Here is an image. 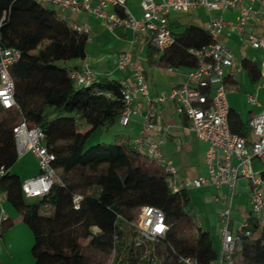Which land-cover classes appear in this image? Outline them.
<instances>
[{
	"label": "trees",
	"instance_id": "obj_1",
	"mask_svg": "<svg viewBox=\"0 0 264 264\" xmlns=\"http://www.w3.org/2000/svg\"><path fill=\"white\" fill-rule=\"evenodd\" d=\"M2 13L6 18L0 27V48L14 47L20 57L10 68L16 106H0V192L32 234L33 264H104L115 235L125 242L131 239L133 229L126 222L134 220L142 205L160 208L170 224L156 246L163 249L162 264H179L178 255L212 264L217 253L210 235L192 222L186 188L172 192L160 166L127 141L86 145L98 127L119 122L125 107L118 81L94 78L78 87L67 69L55 66L84 59L88 34L72 29L55 10L35 0H0ZM171 31L175 42L159 55L157 65L193 68L196 59L187 50L209 44L208 33L194 25ZM147 46L152 64L156 51L149 39ZM241 66L251 83L260 81L255 62L244 59ZM227 120L231 133L249 137L248 123L238 113L229 109ZM21 122L40 127L46 147L55 155L52 166L58 181L40 198L26 199L21 177L11 171L18 160L13 127ZM75 194L82 196L77 209L72 203ZM248 221L250 234H239L234 264H264V227ZM11 225L5 220L0 236ZM124 253V259L133 255L130 264H139L140 250L129 247Z\"/></svg>",
	"mask_w": 264,
	"mask_h": 264
},
{
	"label": "built area",
	"instance_id": "obj_2",
	"mask_svg": "<svg viewBox=\"0 0 264 264\" xmlns=\"http://www.w3.org/2000/svg\"><path fill=\"white\" fill-rule=\"evenodd\" d=\"M41 6L55 10L57 16L79 33H88V27L68 17L86 14L100 20L107 30L118 27L127 28L134 33V39L144 34L158 54L170 48L175 37L169 27L171 13H190L199 6L214 13L202 28L208 33L210 43L201 48H188L187 52L196 59V65L189 69L185 81L170 90L168 94L156 96L148 94L144 70L133 60L131 50L121 52L117 59V68L127 71L126 78L118 81L124 110L119 117V124L126 126L130 116L138 113L132 104L143 98L146 110L142 126L131 145L138 152L154 161L165 174L167 187L172 192L183 188H199L211 184L215 188L225 186L229 197L233 194L236 182L243 178L249 186L250 212L232 231L230 206L221 212V250L212 264H234V253L240 233L249 235V219L260 228L264 227V109L249 119V137L231 133L227 114L229 106L226 100L225 78L234 66V57L223 39V29L229 27L254 50L264 51V32H257V27H264V0H140V17H135L126 5V0H35ZM236 11L234 20L224 17V12ZM5 13L0 14V27L5 20ZM20 57L14 47L0 48V106L8 109L16 106L14 100V82L10 68ZM68 76L76 86H85L94 78V73L83 65L78 69L68 70ZM264 76V73H262ZM257 88L264 89V78L257 83ZM168 100L174 110L187 120V127L201 141L207 144L205 151L206 176L193 179L178 178V171L172 161L161 152L162 139L153 136L155 105ZM249 102H254L248 96ZM14 143L18 156L30 154L37 163V173L22 180V192L26 199L40 198L46 195L52 185L58 181L52 166L55 159L44 143V132L36 126L28 128L24 122L13 127ZM258 162L260 168H254ZM231 198V197H230ZM82 196H72L73 207H79ZM0 197V203H1ZM192 222L199 228L197 214L190 211ZM120 217V215H118ZM7 220L0 207V223ZM133 229L128 241L113 237L107 250L104 264H130L131 256L124 259V250H140L139 264H162L164 252L156 247L163 242L169 230V222L164 212L155 206L142 205L138 208L133 221L126 222ZM93 233L97 232L92 227ZM1 232V228H0ZM179 264H198L194 257L175 256Z\"/></svg>",
	"mask_w": 264,
	"mask_h": 264
},
{
	"label": "crops",
	"instance_id": "obj_3",
	"mask_svg": "<svg viewBox=\"0 0 264 264\" xmlns=\"http://www.w3.org/2000/svg\"><path fill=\"white\" fill-rule=\"evenodd\" d=\"M139 1L140 0H126L128 9L137 18L141 15ZM213 14L214 13L208 11L205 7L199 6L190 13H171L168 17V23L171 30L175 32H180L189 25L203 28ZM236 14V11L233 10L225 11L224 17L228 20H234ZM67 15L70 19L83 23L88 27V40L85 46L86 55L84 59L71 60L62 64L55 63L57 68L70 70L87 65L94 73L95 78L119 81L126 78L128 72L117 68L116 59L121 52L131 50L133 60L139 63L144 70L148 94L151 97L161 93L168 94L172 88L181 85L185 81L189 69L183 66L178 68H164L158 66L156 61L160 54L157 52L153 56V63H148V38L146 35L141 34L134 39V33L127 28L118 27L110 31L105 28L100 20L93 16H88L86 14ZM256 31L264 32V27H257ZM223 39L234 57V66L225 78L227 81L226 100L229 109L238 113L240 119L246 123L251 117L264 109V89L257 88V83H251L245 69L241 66V62L244 59L251 60L257 64L252 56V50L254 49L251 50L241 37L229 27L223 29ZM246 46H248L250 50H247ZM256 51H260L262 54V59L260 63L257 64L261 73V81L262 78H264V76H262V73H264V51ZM249 95L253 97L254 102H249ZM132 108L138 110V113L130 116V120L126 126L120 125L119 122L115 123L126 131V134L122 133L121 135H115L117 142L127 141L131 143L132 138L137 136L141 129L143 115L146 110L144 99L138 98L135 100L132 104ZM153 125V136L162 139L161 152L172 161L178 171L179 179H193L198 176H206L205 151L207 144L199 140L194 133L188 129L187 120L174 110L170 101L164 100L155 105ZM81 128L85 130L87 125L83 124ZM107 128L108 126L98 127L90 136L100 131V129ZM249 138L253 139L251 136ZM93 144L94 143H91V145ZM253 167L258 169L260 165L258 162H253ZM37 170L36 160L30 154L18 156V160L11 167V171L18 174L22 180L34 175L37 173ZM187 190L190 194L189 208L191 212L197 214L199 228L201 230V225H204L205 229L202 231L210 235L213 248L218 255L221 250V212L227 205L230 206L231 221L229 228L234 231L238 224L247 217L250 212L248 183L243 178L239 179L235 184L233 194L230 196L231 198L225 186H221L217 189L211 184H204L199 188H187ZM1 195H3L4 201H1L0 207L7 219H10L12 222L11 228L9 227L7 230L3 231L0 236V248L3 246L8 248L7 255L2 256V258H8L11 261H20L10 233L14 226H20V222H22L21 216L5 200L4 193L0 192V197ZM201 213L205 214L201 216ZM45 215H47V213H45ZM2 223L3 222L0 223V228ZM21 230L25 232L31 241L32 236H29V233L23 228ZM32 260L34 262L33 257ZM0 264H3L1 259Z\"/></svg>",
	"mask_w": 264,
	"mask_h": 264
},
{
	"label": "rangeland",
	"instance_id": "obj_4",
	"mask_svg": "<svg viewBox=\"0 0 264 264\" xmlns=\"http://www.w3.org/2000/svg\"><path fill=\"white\" fill-rule=\"evenodd\" d=\"M246 49L250 50L248 46H246ZM252 53H253L252 56L254 61H256L257 64H259L262 59V54L260 53V51H256V50H252ZM62 63L63 62H58V64H62ZM78 126H81L80 123H78ZM122 133L126 134V131L120 125L115 124L112 126H108L107 129H100V131L90 136L86 145L89 146L91 145V143L96 144L97 142H103V143L117 142L115 135L116 134L121 135ZM1 200L4 201L3 195H1ZM45 213L46 212L43 211L44 215ZM204 214L205 213H201V216H203ZM201 226H202V230H204L205 229L204 225ZM13 228H12V232L10 233V237L12 238V241H14L13 245L20 257V261L17 260L11 261L8 258H2V256L7 255V249H8L5 246H3L0 248V255H1L0 259L2 263L3 264H33V260L30 255V247L32 245L33 238L30 241V238L25 234V232L21 230L23 228L24 230H26V232L29 233V236H32L29 232L28 227L23 222H20V226H14ZM105 254H107V251H105Z\"/></svg>",
	"mask_w": 264,
	"mask_h": 264
}]
</instances>
